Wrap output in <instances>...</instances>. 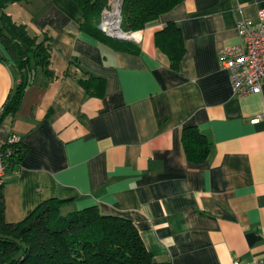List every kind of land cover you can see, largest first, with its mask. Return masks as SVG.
<instances>
[{
    "label": "crops",
    "instance_id": "crops-1",
    "mask_svg": "<svg viewBox=\"0 0 264 264\" xmlns=\"http://www.w3.org/2000/svg\"><path fill=\"white\" fill-rule=\"evenodd\" d=\"M261 8L264 0H182L137 30L129 51L84 31L73 0L9 4L32 34L51 36L53 52L51 73L38 66L0 122L2 142L16 134L28 147L3 184L6 219H24L45 198L70 199L63 214L97 206L130 219L158 261L264 258V81L260 92L234 93L219 57L243 45L238 22L258 25ZM170 22L185 45L177 69L156 43ZM82 74L103 86L85 89ZM16 78L0 43V107ZM190 126L210 142L202 162L186 156Z\"/></svg>",
    "mask_w": 264,
    "mask_h": 264
},
{
    "label": "trees",
    "instance_id": "trees-1",
    "mask_svg": "<svg viewBox=\"0 0 264 264\" xmlns=\"http://www.w3.org/2000/svg\"><path fill=\"white\" fill-rule=\"evenodd\" d=\"M19 1L23 0H0V43L15 63L16 79H20L5 104L2 119L19 108L25 87L38 66L51 73L48 69L53 52L51 36L32 34L27 24L14 20L6 11L9 4ZM73 1L83 12L81 27L84 31L117 48L138 50L133 41L110 36L99 27L108 0ZM181 1L123 0L122 28L140 30ZM156 43L168 54L172 67L179 68L185 53L179 26L168 23L157 32ZM70 66L71 63L67 74ZM75 67L76 73L79 69L77 65ZM78 81L87 90L104 83L98 76L84 74ZM182 140L189 160L202 162L208 157L210 142L196 127L184 128ZM12 149L6 158L7 170L22 162L28 147L20 140L12 145ZM2 188L3 185L0 186V264H170L158 261L150 254L130 219L102 214L97 206L63 214L62 208L70 199L45 198L24 219L9 221L5 215Z\"/></svg>",
    "mask_w": 264,
    "mask_h": 264
},
{
    "label": "built area",
    "instance_id": "built-area-1",
    "mask_svg": "<svg viewBox=\"0 0 264 264\" xmlns=\"http://www.w3.org/2000/svg\"><path fill=\"white\" fill-rule=\"evenodd\" d=\"M105 16L99 27L108 32L104 27ZM258 25H254L246 18L238 22V32L242 38V46L223 47L219 51L221 64L229 71L232 90L238 95L256 93L262 90L264 81V8L258 12ZM138 31H133L130 40H138ZM4 114V108L0 107V122ZM16 134H11L6 142L0 139V186L8 178L6 158L12 152V145L20 141ZM234 264H264V258L251 262L241 263L239 259Z\"/></svg>",
    "mask_w": 264,
    "mask_h": 264
},
{
    "label": "rangeland",
    "instance_id": "rangeland-1",
    "mask_svg": "<svg viewBox=\"0 0 264 264\" xmlns=\"http://www.w3.org/2000/svg\"><path fill=\"white\" fill-rule=\"evenodd\" d=\"M123 3V2H122ZM119 5H120V0H108V6L103 10V13H102V16H101V18L102 17H106L107 18V16H108V13H110V14H112L111 15V17L110 18H112V20H115L116 19V17H117V11L119 10L120 11V7H119ZM118 9V10H117ZM122 11H120V13L118 14V19H119V23H120V25H119V29L122 31V33H125V32H127V34L129 33V34H131L132 33V31H127V30H124L123 28H122V13H121ZM109 14V15H110ZM124 37V36H123ZM68 214V213H67Z\"/></svg>",
    "mask_w": 264,
    "mask_h": 264
},
{
    "label": "bare ground",
    "instance_id": "bare-ground-1",
    "mask_svg": "<svg viewBox=\"0 0 264 264\" xmlns=\"http://www.w3.org/2000/svg\"><path fill=\"white\" fill-rule=\"evenodd\" d=\"M116 13H117V17L115 20H112V18H110L112 14L108 13L107 18L105 17L104 19V27H106V29L110 34L119 35L121 37L128 36L127 33H122V31L119 29V25H120L118 19L119 10Z\"/></svg>",
    "mask_w": 264,
    "mask_h": 264
},
{
    "label": "water",
    "instance_id": "water-1",
    "mask_svg": "<svg viewBox=\"0 0 264 264\" xmlns=\"http://www.w3.org/2000/svg\"><path fill=\"white\" fill-rule=\"evenodd\" d=\"M122 2H123V0H120V5H119L120 11H122ZM120 11H119V13H120ZM106 33L108 35H110V36L117 37V38H122V39H129L130 40L132 38V36H130L129 33H128V36H124V37H121L119 35L110 34L109 32H106ZM125 33H127V32H125Z\"/></svg>",
    "mask_w": 264,
    "mask_h": 264
}]
</instances>
